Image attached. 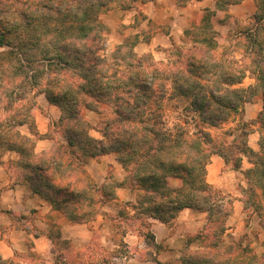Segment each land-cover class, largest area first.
Segmentation results:
<instances>
[{
    "label": "trees",
    "instance_id": "obj_1",
    "mask_svg": "<svg viewBox=\"0 0 264 264\" xmlns=\"http://www.w3.org/2000/svg\"><path fill=\"white\" fill-rule=\"evenodd\" d=\"M149 1L153 0H34L26 2V10L20 9L19 17L0 0V49L8 47L0 50V66L8 78L0 80V157L6 150H16L20 156L13 161L22 167L23 179L30 188L73 222H89L97 212L94 205L98 200L116 199V188L128 187L141 192L135 204L123 203L120 216L153 217L168 223L184 208H191L208 214V223L214 228L207 234L219 239L233 208L215 195L206 179L207 165L213 154L220 155L226 164L229 159L204 125L195 134H189L183 123L174 130L169 128L163 103L168 99L188 101L187 110L198 113L203 124L220 127L240 114L254 96L261 98L263 109L257 118L246 122L258 125L260 149L248 145L249 133L245 130L239 151L252 164L245 171L250 193L264 196V16L256 14L264 8L258 4L254 14L257 26L237 36L245 60L218 52V42L209 34L217 10L209 8L199 24L185 31L186 38L191 39L188 46L167 49V62L155 60L152 53L138 55L136 41L129 48L121 43L108 53V28L98 15L114 2L129 10L138 2ZM189 1L176 0L178 5ZM215 2L223 10L241 0ZM248 71L255 83L246 88L233 87L243 82ZM29 88L45 94L61 111L58 124L65 129L67 143L39 155L51 159L50 154L60 155L63 150L69 159L62 160L54 170L46 162H32L38 155L35 142L18 129L33 120L26 107L31 101L22 103ZM134 90L135 98L128 99ZM84 107L109 118L94 126L82 118ZM114 127L120 131L113 132ZM94 128L101 138L90 135ZM141 132L145 135L140 136ZM154 152L174 159L165 163ZM110 153L116 154L126 176L98 185L85 165L90 157ZM138 161L143 163L130 171ZM65 163L67 171L62 172ZM241 163L239 156L235 168ZM170 176L180 179L181 185H170ZM203 232L194 237H203ZM212 246L188 252L182 256L183 264H264V254L236 257L233 247L223 251L217 250L216 243ZM7 262L0 255V264Z\"/></svg>",
    "mask_w": 264,
    "mask_h": 264
},
{
    "label": "rangeland",
    "instance_id": "obj_2",
    "mask_svg": "<svg viewBox=\"0 0 264 264\" xmlns=\"http://www.w3.org/2000/svg\"><path fill=\"white\" fill-rule=\"evenodd\" d=\"M27 1L29 4L30 2H34V0H4L5 5L9 8L11 7L14 14L16 13L15 15L19 17L22 16L19 14V10L22 8L26 10ZM142 4L144 3L138 2L132 9L124 10L117 2H114L98 15L99 19L108 28L106 33L108 42L107 52L111 53L121 43L125 42L127 44L125 48H129L134 41L138 43L141 40L143 42L141 45L143 49H145L147 43L154 44V53L152 54L155 60L167 62L168 51L163 46L162 37L164 33L161 30L152 31V29L146 28L141 24L142 21L139 19L133 20L134 10L139 9ZM257 10L258 4L254 0H248L247 4L243 6H241L240 2L223 9L222 15H218V18L213 20V30L209 33L218 42V52L226 51L230 56L239 60L246 59L243 54L244 47L242 41L237 36L242 31L257 26L258 23L254 20V14ZM29 12L33 14L32 11ZM249 14H251V21H254V23L249 21ZM35 18H37V15ZM123 21H126L128 24L123 23ZM262 25L264 27V23ZM137 30L142 35L141 38H139V34L136 32ZM194 30L196 31V29ZM156 33H158V36H156ZM190 41L191 39L186 38L184 35L173 46L180 45L185 47L188 46ZM7 48L3 47L0 50ZM2 72L3 70L0 66V80H7L6 74L4 72L2 74ZM254 83L255 80L248 71L243 82L235 84L233 87L246 88ZM44 95L43 93H36L33 91V88H29L28 97L22 103L31 101L26 104V107L32 113L33 120L30 119L29 123L18 127L22 134L28 135L35 142L34 151L38 155L55 151L61 142L67 143L63 134L65 129L62 127L63 125L60 126L58 124L59 119L55 118L58 115L57 111L48 107L45 108L43 105V102L47 99ZM254 98L258 100L257 96H254ZM187 104L188 101L183 100H165L163 103L164 117L169 128L174 130L176 125L183 123L189 134H195L204 125L212 133L215 144L224 148L229 163L226 164L224 160L225 164L218 166L211 157V161L207 165L206 179L213 187L215 195L219 196L224 203L232 206V217L228 218L229 229L233 228L232 230H225L219 239H216L217 237H214L213 233L207 234L212 232L211 230L214 228L213 225L207 222L202 229L204 230L203 237L201 235L194 237L198 236L199 232L192 235L193 241L190 240L191 236L187 237L186 243L180 247V257H174L178 252V246H181L178 245L168 259L161 261L154 254L159 253L163 246H158L154 243V234L152 233L151 225L148 223L149 219L146 217L127 219L124 216H120L119 210L123 207L124 201H108L107 199H103L104 201L101 200L100 202L98 200L97 206L94 205L95 209L92 207L95 212L97 211L96 214L92 216V219L87 222L86 226L76 229L66 227L64 229L60 225L57 218L63 216L68 221L70 219L59 210L61 213L60 217H55L57 223L52 216L46 222L43 215L40 216L38 211L34 210H31L28 214L18 213L17 215V213H14L12 216H7L4 213L5 215H1L2 217H0V254H2L1 247L4 246L3 240L7 243L13 238L19 242L20 246L23 245L22 247H18V249H14L11 246L14 254L7 258L8 262L6 264H183L182 256L193 250H202L201 248H206L208 245L210 248H213L212 245L214 243L217 245L215 246L217 250L225 251L233 247V253L236 257L244 255L245 258H254L264 254V196L261 195V192H259L257 197L250 193V185L244 172L250 166L247 157L246 160L243 157L240 168H235L237 157L240 156L239 148L243 132L247 130L249 133L247 136L248 143L253 141L252 143L254 144L258 140L257 143L259 144L260 132L258 138H254L253 140V137H250V133L256 131V129L258 130V125H247L246 123L257 118L259 112L251 110L248 106L246 108V105H244L240 114L232 116L228 122L222 124L220 127H214L209 124H203L198 113L187 110ZM57 110L60 111L59 108ZM82 118L88 121L96 120L97 124L93 125L99 126L104 117L101 113L84 107L82 109ZM92 132H95V136L101 138L102 134L96 128L89 131L90 135ZM45 139L51 141L52 147L41 152L36 151L38 142ZM7 156L9 161L5 162L4 159ZM12 156H15V158L11 159ZM19 156L16 150H6L3 156L0 157V163L6 164L10 173L16 176V181H26L23 179L21 173L22 167L16 166V163L13 161H18ZM112 160L119 162L116 154L110 153L109 157L103 159V169L97 171L99 173L98 177L105 178L107 182L118 180L117 177H120V173H122L120 169H117L113 165ZM10 185H12V182H10ZM134 190L136 191L137 200L141 191L138 189ZM48 202L52 205L50 201ZM238 211L239 214H237ZM22 215L23 217H21ZM44 223L46 225H43ZM39 224L42 226L40 225V227ZM13 225L20 226L19 229L27 228L24 229L26 230L24 233L25 237L22 236L23 233L20 231L18 233L17 231L12 232ZM38 232L46 233L43 235H46L52 241L50 243L47 240V246L43 244L41 251H39L32 239V236H35ZM69 235L73 237L69 238ZM11 260L13 261L12 263L10 262Z\"/></svg>",
    "mask_w": 264,
    "mask_h": 264
},
{
    "label": "crops",
    "instance_id": "obj_3",
    "mask_svg": "<svg viewBox=\"0 0 264 264\" xmlns=\"http://www.w3.org/2000/svg\"><path fill=\"white\" fill-rule=\"evenodd\" d=\"M208 8L217 10L216 19L218 18V15L221 16L224 12L222 9L217 8L215 0H192L183 6H178L176 0H153L142 4L139 9H135L133 20H141V24L146 28L152 29V31L161 30V32L164 33V35H162L163 46L168 49L169 47L173 46L174 43L179 42L182 37H184L185 31L187 29L201 22V19ZM123 23L128 24L126 21H123ZM136 32L139 34V38H141L142 35H140V32H138V30ZM156 36H158V33H156ZM139 42L134 47V50L138 55H141L143 53H154V44L147 43L145 49H143V46H141L143 42L141 40H139ZM152 43H154V41H152ZM44 97L46 96L44 95ZM43 105L45 108L48 107L50 109L56 110L58 115H56L55 118H60V111L57 110L58 108L55 105L50 104L47 99L43 102ZM245 105L246 108L248 106L251 108V110L260 112L263 109V100L261 98H258V100L246 102ZM250 137H253V140L254 138H258L259 130L256 129V131L250 133ZM252 142L253 141H250L248 145L256 151L259 150V144L257 143L258 140L257 142H255L256 144H253ZM51 147V141L47 139L41 140L36 146V151L41 152L45 149H50ZM109 155L110 154H102L96 157H92L86 164V170L96 181V183H98V185H102L106 180L105 178L98 177L99 173L97 171L99 169H103V159L105 157H109ZM240 156L242 157V162L243 157L244 160H246V157L248 158V156L245 154L240 153ZM14 158L15 156L11 157V159ZM8 159V156L5 157V162L9 161ZM212 159L218 166L225 164L224 159L218 154H213ZM248 162L250 163V166L248 168H250L252 164L249 158ZM112 163L114 166H116L117 169H120V171H122L118 180H123L126 175L123 166L116 160H112ZM248 168H246L245 171ZM168 181L173 187H179L181 185L180 179L176 177L170 176L168 178ZM10 182H12V185L9 186ZM116 195L117 198L113 199V201H132L131 197H134L136 200V191L128 187H117ZM31 210L38 211V214L40 216L43 215V218L46 222L50 219L51 216L54 217V221L56 222L55 217H60L61 215V213L57 209L53 208V206L47 200L43 199L39 194L35 193L30 188L27 181H16V176L10 173V171L6 167V164L0 163V217H2L1 215L5 214L7 216H12L14 215V213H17V215L18 213L28 214ZM237 214H239V211L237 212ZM230 217H232V213L228 216V218ZM228 218L226 220V231H230L233 229H229ZM57 219L60 225L64 227V229L65 227L76 229L78 227H84L88 224L73 222L71 220L70 222L63 216ZM148 219L152 228V233L154 234V243L158 246H163L162 250L159 253L154 254L158 260L162 261L168 259L178 245L181 246H178V252L174 255V257H180V247H182V245L186 243L185 241L187 237H192L194 233L200 232L204 228V225H206L208 222V214L203 211L201 212L193 210L191 208H184L169 223L162 222L161 220L153 217H149ZM40 225L41 224H39V226ZM43 225H46V223H44ZM12 227V232L17 231L18 233L20 231L21 233H23L22 236L25 237L24 233L26 232V230L24 229L26 228L19 229L20 226L18 225H13ZM43 234L46 233L39 232V235L35 234V236H32V239L36 243L39 251H41V246L43 244H46L47 246V240H49L50 243L52 242L51 239H48V237ZM72 237V235H69V238ZM50 238L52 237L50 236ZM2 243H4V246L1 247L2 254L0 255H3L2 257L6 260L14 254V250H12V247L14 249H18V247L23 246H20L18 244L19 242L13 238L10 242H7L8 245L4 240L2 241Z\"/></svg>",
    "mask_w": 264,
    "mask_h": 264
},
{
    "label": "clouds",
    "instance_id": "obj_4",
    "mask_svg": "<svg viewBox=\"0 0 264 264\" xmlns=\"http://www.w3.org/2000/svg\"><path fill=\"white\" fill-rule=\"evenodd\" d=\"M248 0H241V6L247 4ZM255 3L259 4L262 8H264V0H254ZM257 15H261V16H264V11L262 12H257L256 13ZM249 21L254 23V21H251V14H249ZM261 23H264V20H261ZM14 40V43H18V41L15 40V38H13ZM184 75H187L186 73H184ZM44 85L41 84V87H43ZM157 85L156 84H153V87H156ZM135 98V90H134V93H133V96L132 97H128V99H134ZM105 119L109 118L107 116L104 117ZM90 123L96 125L97 124V121L96 120H91L89 121ZM121 127H127L126 125L125 126H121ZM120 131V128H117V127H114L113 128V132H119ZM91 135L95 136L96 133L95 132H92ZM145 134L143 132L140 133V136H144ZM139 138V137H138ZM105 146H107V142L105 143ZM146 150V147L144 149H142V151H145ZM51 155V159H49V156H39L37 155L34 159H33V163H41V162H46L49 164V166L54 170L56 165L61 163L62 160L63 161H67V159H69L68 157H65L64 156V153H63V150L61 151V154L60 155H55L54 153L53 154H50ZM154 156H159V158L161 160H163L165 163H168L171 159H174V157H170V156H166L165 154H162V153H153ZM139 163H143V161H138L137 164H133L131 167H130V171H134L137 167V165ZM62 172H65L67 171V164L65 163L64 164V167L61 169ZM144 173H141V175H143ZM118 179L120 177H117ZM148 195H152V193H148ZM132 199V203L135 204L136 203V200L134 197H131Z\"/></svg>",
    "mask_w": 264,
    "mask_h": 264
}]
</instances>
